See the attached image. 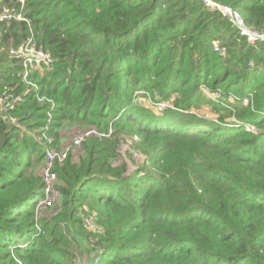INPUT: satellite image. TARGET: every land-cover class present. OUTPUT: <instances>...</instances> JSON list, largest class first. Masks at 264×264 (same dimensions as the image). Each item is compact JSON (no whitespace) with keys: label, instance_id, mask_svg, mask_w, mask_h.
<instances>
[{"label":"trees","instance_id":"trees-1","mask_svg":"<svg viewBox=\"0 0 264 264\" xmlns=\"http://www.w3.org/2000/svg\"><path fill=\"white\" fill-rule=\"evenodd\" d=\"M209 2L264 33V0H27L38 44L54 60L31 76L37 93L8 55L28 29L4 25L0 101L7 93L22 101L4 112L0 103V264H75L60 223L87 244L76 255L88 264H264V42L249 44ZM200 85L251 94V104L220 106ZM140 90L173 107L138 106ZM37 95L53 101V143L67 122L111 125L115 137H140L149 165L112 167L116 139L88 138L77 160L55 168L61 210L53 223L39 220L40 231L42 148L11 120L42 128L49 105ZM204 106L216 122L197 113Z\"/></svg>","mask_w":264,"mask_h":264},{"label":"built area","instance_id":"built-area-1","mask_svg":"<svg viewBox=\"0 0 264 264\" xmlns=\"http://www.w3.org/2000/svg\"><path fill=\"white\" fill-rule=\"evenodd\" d=\"M208 4L226 16L237 27L240 35L244 36L249 44L253 45L256 41L264 42V33H258L257 31L245 26L241 18L235 12L218 4ZM26 9L27 0H8L7 2L0 0V51L2 50L3 46L2 37L3 33L5 32L3 30L4 25L7 26L10 23L25 24L26 28L28 29L26 37L22 38L18 45L10 46L8 49V55L10 58L17 61L21 69L20 80L23 87L25 89H31L37 93L39 86L31 79V76H33L34 73H39L42 75L46 70L51 69L54 60L50 54L44 51L38 44L37 34L31 28L30 21L26 16ZM214 51L219 52L220 49L214 45ZM201 91L212 103H216L223 107H229L235 103H241V105L247 106L251 104L252 100L251 94H248L244 98H240L229 93H224L220 91V89L209 91L206 88L205 90ZM36 97L37 102L46 103L49 105V110L46 113V122L36 134L38 135L37 142L41 145L43 153V162L40 169V178L43 184L42 196L39 198L35 206V216L40 217L46 209H61V194L59 191L60 183L56 173L54 172L55 168L62 165V163L69 157H72L71 154H73L76 149L81 147L84 141L88 138L94 137L98 140L109 138L112 134V131L107 130L98 132L84 128L82 132L71 137L68 142H64L57 148H54L59 142L53 143V139L49 135L53 101L45 96L37 95ZM21 101L22 96L20 94L7 93L0 101L1 110L3 112L8 111L13 106L18 105ZM168 104L170 103L158 102L156 109L161 111L162 109L166 108ZM202 117L208 118L207 115H203ZM232 121H234V119H232ZM245 128L248 131L257 133V130L253 126L248 125V127ZM58 134H60V132H58ZM86 223L89 228H92V223L89 220H86Z\"/></svg>","mask_w":264,"mask_h":264},{"label":"rangeland","instance_id":"rangeland-1","mask_svg":"<svg viewBox=\"0 0 264 264\" xmlns=\"http://www.w3.org/2000/svg\"><path fill=\"white\" fill-rule=\"evenodd\" d=\"M210 4H214V3H210ZM214 45H216L220 49L219 53L221 55H224V50H222V48H220L217 43H214ZM199 89L205 90L206 86L200 85ZM219 89H220V91H222L224 93H229L233 96H236L231 92H225L224 90H222V88H219ZM144 93H145L144 91L140 90V91H135L132 95V98H134L136 100V104L138 106H141V107H144L147 109L151 108V109H153V111L156 114H160L163 111H165L167 108L173 107L172 102H171V104H168V106L166 108L159 111L156 109V105H157L158 101L154 100L153 97H151V96H145ZM159 108H161V107H159ZM231 111H233V110H231ZM193 112H195V111H193ZM233 112H232V114L234 115ZM197 113L201 116L207 115L208 119H210V120L212 119L216 122V118H217L216 114L212 113L210 111L209 107H207V106H204L202 109L198 110ZM202 113H203V115H202ZM233 115L230 118H228V121L229 120L231 121L234 118ZM11 119H12V122L17 126V128L19 129V131L21 133H25V134L28 133L29 137H31L34 141L37 142V138H38V135H36L37 130H29L26 127H24L23 125L19 124L17 122V119H15V118H11ZM245 127H248V125H245ZM84 128L95 130L98 132H102L101 130L95 128L94 126L83 127V126H80L78 124L67 122L58 130V132H60V134L57 133L58 135H57L56 140L59 143L57 142L58 145L54 148H57L60 144H62L64 142L65 143L68 142L71 137L82 132V130H84ZM107 130H111L112 134L109 138H105V140L114 141L116 139L115 150H116V153L118 155V159L112 167H117L120 164H125L127 169H129V170L131 169V172H132V171L137 170L141 167H145V166L148 167L149 166L146 162V159H145L146 156L139 149L136 148V145L140 142V137H138L136 135H130L127 133H122V134L118 135L117 137H115L114 136L115 135L114 130H113L111 125L108 127ZM61 131H62V133H61ZM49 135L53 139V142H55V137H53L51 134H49ZM101 140H103V139H101ZM81 153H82V145H81V147L76 149L73 154H71L72 159L77 160V155L79 156V154H81ZM41 166H42V164H41ZM41 166L39 167V172H38L39 176H40V172H41L40 171ZM60 210L61 209H54V210L46 209L40 217L35 216L34 217L35 220L37 219L36 220L37 230L39 229V231H40L41 225L38 223L39 220L44 219L50 223H53L55 221L57 214L60 212ZM59 228H60V231L66 237V239L70 245V248H71L73 254L75 255V257H74V261H76L75 264H85V263H90V260L93 261V259H91L90 256H87L86 258L85 257H83V258L77 257L76 252L78 250V247H81V246L86 247L87 244H85V242H83L82 239H79L77 234H75L73 232L69 233L67 231V228H65L64 223H60Z\"/></svg>","mask_w":264,"mask_h":264},{"label":"crops","instance_id":"crops-1","mask_svg":"<svg viewBox=\"0 0 264 264\" xmlns=\"http://www.w3.org/2000/svg\"><path fill=\"white\" fill-rule=\"evenodd\" d=\"M85 264H88V263H85Z\"/></svg>","mask_w":264,"mask_h":264}]
</instances>
